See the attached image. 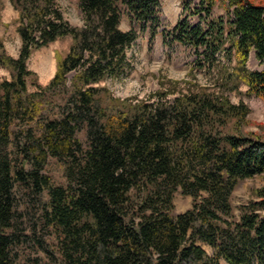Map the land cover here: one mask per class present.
I'll return each instance as SVG.
<instances>
[{"label": "trees", "instance_id": "1", "mask_svg": "<svg viewBox=\"0 0 264 264\" xmlns=\"http://www.w3.org/2000/svg\"><path fill=\"white\" fill-rule=\"evenodd\" d=\"M56 1L8 0L19 49L6 56L0 40L9 75L0 79V264L17 263L37 224L57 264H264V185L250 190L237 219L229 205L240 181L264 175V135L224 131L248 114L226 93L242 84L264 103V0H218L224 16L215 18L216 0L191 10V0L181 1L204 26L182 17L159 32L162 43L191 48L215 88L161 77L147 100L114 98L100 83L129 70L135 28H147L149 40L158 33L159 0H78L79 27ZM63 37L70 44L64 56L54 53L52 77L27 91L25 61ZM250 52L260 71L245 67ZM50 161L62 168L63 186L51 183ZM177 190L191 203L172 214Z\"/></svg>", "mask_w": 264, "mask_h": 264}, {"label": "rangeland", "instance_id": "2", "mask_svg": "<svg viewBox=\"0 0 264 264\" xmlns=\"http://www.w3.org/2000/svg\"><path fill=\"white\" fill-rule=\"evenodd\" d=\"M183 0H159V11L157 12L158 23L156 31L158 32L152 39H148V29L138 30L135 28L136 38L127 49V58L130 64L129 70L120 80L113 82L105 81L100 85H105L111 93V96L118 99L134 98L135 100H147L146 97L158 90V80L163 77L171 81L194 82L199 86L213 91L215 88L214 75L208 70L204 62L195 59L194 51L191 48L179 46L176 44L170 47L162 43L159 32L169 30L174 23L186 17L191 24L204 23L200 21L198 15H190L188 11H182ZM58 10L62 18L71 26L79 27L82 23L78 0H57ZM197 6V0H191L188 3V9L191 10ZM224 16L223 5L216 0L211 9L210 17L215 18ZM17 14L10 6L8 0H0V40L6 56L16 58L19 49V39L15 32ZM119 28L128 30L130 25L124 15L120 18ZM70 39L63 37L53 41L47 46L33 51L25 61V67L33 75L26 79V90L35 91V86H45L55 71L54 53L60 57L64 56L68 50ZM222 62V59L220 60ZM199 62V63H198ZM225 64V63H224ZM233 63H231L232 65ZM248 70L260 71L263 66L258 63L250 52L245 63ZM0 79L9 80L6 70L0 68ZM182 88V86L180 87ZM245 86L239 84L236 91L226 93L227 99L231 104L242 102L248 109V114L243 125L235 126L233 122H228L225 132L230 134H239L248 136L249 134L264 135V103L251 95H246ZM176 94L169 95L165 99L171 101ZM152 101V99L150 100ZM11 151V147H8ZM12 156V155H11ZM47 175L53 185L63 186L65 178L62 168L49 162L47 166ZM264 185V175L254 176L240 181L229 196V205L232 219H237L238 208L250 199V190ZM191 200L183 196L177 190L173 194L172 214L182 213L190 207ZM28 213H33L36 217L35 208H28ZM28 234V230H25ZM38 240V241H37ZM38 242V243H37ZM19 254L16 264H57L58 259L52 246L53 241L44 230L37 224L33 233L29 235L28 244ZM201 248L209 255L213 251L206 245L199 244ZM218 264H225L221 259Z\"/></svg>", "mask_w": 264, "mask_h": 264}]
</instances>
